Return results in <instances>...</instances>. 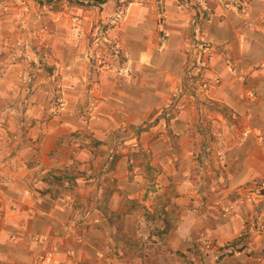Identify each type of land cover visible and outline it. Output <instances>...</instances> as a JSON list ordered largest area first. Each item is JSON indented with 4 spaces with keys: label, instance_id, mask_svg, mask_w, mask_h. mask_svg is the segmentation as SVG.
I'll list each match as a JSON object with an SVG mask.
<instances>
[{
    "label": "crops",
    "instance_id": "0c3cea01",
    "mask_svg": "<svg viewBox=\"0 0 264 264\" xmlns=\"http://www.w3.org/2000/svg\"><path fill=\"white\" fill-rule=\"evenodd\" d=\"M74 1L93 2L54 0V3H59L54 7H63L58 12L57 21L60 22L55 20L56 27L68 32L64 31L65 36H60L53 44V50L58 62L68 67L66 72L62 70L58 73L66 83L67 96L79 100L85 92L89 99L95 101V123L86 125L91 137L87 141L90 144L88 148L96 146L100 151L111 147L116 155L120 146L115 148L116 145L106 143L113 135L110 132H118L120 136L125 130L138 128L139 124L155 119L156 124L141 132L142 138L144 136L147 140L144 144L151 148L150 158L163 162L168 169L162 172L163 175L184 179V170L190 160L189 151L198 146L200 154L208 157L209 146H217L214 142L216 138L208 133L221 135L223 131L230 133L232 130L234 135L242 136L236 138L232 135L227 140L224 147L227 165L222 167L224 172L218 171L215 163L206 169L210 182L224 179L217 198L222 199L223 205L234 203V210L220 216L202 207L204 209L200 213L203 216L201 214L199 218L198 215L197 219L200 220H195L188 217L191 215V200L180 202L181 198H177L176 217L180 220L174 217L175 211L170 209L169 219L171 214L173 217L164 240L168 239V243L173 244L170 248L174 254L186 260L181 264H264V197L241 203V197L250 185L264 179V0L130 2L117 30L122 49L121 61L100 74H90L87 68L83 71L74 68L85 67L88 63L81 56L85 49L84 40H81L83 44L80 49H74L71 44L89 35L97 22L113 13L121 1L97 0L99 4L90 5L87 9L71 4ZM244 2L247 7L242 11L228 5ZM162 15L165 17L163 20ZM64 16L67 18L62 19ZM201 29L206 31L215 49L210 60V89L200 95L206 104L195 108L190 104L188 110L172 121L164 137L162 111L171 106L177 92L183 93L186 87L188 92L192 90L191 85H186V71L197 55L196 51L201 48L197 39ZM63 38L64 41H61ZM56 76L49 75V79ZM85 85H89L87 89H83ZM188 95L186 92L189 98ZM68 118L76 122L74 114ZM98 123L100 128L97 127ZM51 130L38 149L35 148L38 142L34 139L31 141L33 147L24 145V149L30 154L27 157L36 159L38 164L35 166L40 165L44 172L55 174L57 169L52 167L50 157L60 146L61 127L54 124ZM2 143L0 140V147L3 148ZM29 148L35 153L32 154ZM7 150L4 148V151H0V264H35L37 254L45 251L53 255L49 264H99L100 260L93 257L97 234H85L86 241L80 245L75 232L65 230L66 225L79 223L75 220V207L55 195L54 190L48 191V187L28 183L26 179L31 169L15 172L14 166L22 162L24 152L15 153L13 149L11 152L14 154L8 157ZM97 150L82 149L79 153L82 164L76 162L79 169L70 175L74 179L71 188L75 192L79 189L82 196L96 194L95 184L88 190H83L79 184L84 170H90L99 163ZM24 159L27 160L26 157ZM120 159L119 163L123 164L126 158L122 156ZM149 162L147 167L153 170L155 161L151 159ZM9 165L11 167L8 169ZM79 170H83V173H79ZM204 173L201 172L200 176ZM111 177L109 173L103 176ZM97 178L90 177L89 181L94 182ZM226 182L227 187L224 188ZM178 223L182 229L180 235L174 231ZM246 226L250 227L249 232H243ZM197 229L207 234L216 245L210 252L202 247V252H199L198 245H194L196 235L193 233ZM33 235H45L49 240L37 245L31 241Z\"/></svg>",
    "mask_w": 264,
    "mask_h": 264
},
{
    "label": "rangeland",
    "instance_id": "374dc122",
    "mask_svg": "<svg viewBox=\"0 0 264 264\" xmlns=\"http://www.w3.org/2000/svg\"><path fill=\"white\" fill-rule=\"evenodd\" d=\"M120 1L118 8L110 15L100 19L89 35H84L71 44L74 49H80L83 44L81 40H84L85 43V49L81 56L86 59L88 65L74 67L75 69L80 70L81 68L83 71L87 68L90 74H100L110 69L115 62L121 61L122 49L117 30L124 18L127 5L130 2L138 3L140 1ZM78 2L80 3V1H74L71 4L73 3L81 9L99 4L97 0L86 3L89 4L88 6H81ZM56 4L59 3H54V0H0V140L3 141V148L0 147V151L7 148L8 157L14 152H24L25 156L22 157V162L13 164L16 167L15 172L30 168V175H27L26 179L28 183L36 187H48V189L52 187L55 195L62 197L72 207H75V220L83 224L66 225L65 230L67 232L74 231L80 245L86 241L85 234H97L98 237L95 238L97 248L95 247L93 250V257L100 260L99 264L185 263L186 260L183 257L171 251L170 246L172 247L173 244L168 243V239L164 240L170 229V219L173 217L171 214L169 219V211L170 209L172 212L175 211L173 212L174 217L178 215L177 198H181L180 202L191 200L192 204L189 207L191 215L188 217L195 220L198 215L200 218L202 214L200 212L206 207L220 216L234 210V203L223 205L222 199L217 198L219 187H223L221 183L224 179L213 183L210 182L209 174L206 173V169L213 163L219 167L218 171H225L223 168L226 167L227 162L224 147L227 140H230L234 135V131L231 130L228 133L222 130L221 135L208 133L209 136L216 138L214 142L217 143V146H209L208 157L206 154H200L198 146L189 151L190 160L184 170L185 178L181 179L178 176L172 179L169 174H162L168 170L163 162H157L158 158H150L151 148L144 144L147 140L144 139V136L142 138L141 132L151 128L156 122L155 119L145 121L139 124L138 128L130 127L131 130L121 132L120 136L118 132H110L113 135L110 136L111 139L106 140V143L110 142L108 145H116L115 148L120 146L116 155L111 147V149L103 148L99 151L96 146H90L94 151L97 150L96 154L100 157L97 160L99 163H96L95 167L92 166L90 170H84L79 185H82L83 190H88L92 184H95L93 187H95L96 194L82 196L79 194V189L75 192L71 188L72 184L68 182L63 186H50L45 181L48 175L68 174L66 176L71 177L70 175L79 169L76 162L80 163L79 153L82 152L81 150L91 149L87 146L90 145L87 141L91 137L86 125L90 126L95 123L94 110L96 106L95 101L89 99L85 92L84 97H80L79 100L69 98L66 83L62 81L63 76L58 74L62 70L66 72L68 67L64 65L65 63L58 62L53 44L60 39V36L64 37V33L68 31L59 30L56 27V22H60L57 21L58 12L63 10L62 6L54 7ZM67 6L71 5L67 4ZM239 11H242V8ZM61 18L64 19L67 16ZM164 18L162 15L161 19ZM197 39L202 47L196 51L197 55L190 62L186 71V85H191L192 90L189 89L188 92L186 87V91L183 93L177 92L171 106L162 111L161 117L165 121L164 137L168 133L172 121L188 110L190 104H193V108L204 107L206 104L200 95L210 89V79L212 80L210 60L215 54V49L207 38L206 31L201 29ZM61 41H64V38ZM54 74L58 76L49 79V75L53 76ZM88 86L85 85L83 89H87ZM186 92L189 94V98L186 97ZM73 108L74 110H72ZM73 114L77 123L68 118ZM199 123L204 125V122L199 121ZM54 124H57L58 128L61 127L60 146L50 157L52 167L57 169L55 174L44 172L45 169L40 168V165L39 167L35 166L34 164H38L36 159L27 157L30 154L27 153L28 150L24 149V145L32 146L33 139L38 142L35 148H39L40 142L45 139L47 133L52 131ZM78 126L83 129L76 128ZM97 127L100 128V123ZM225 131L228 130L225 129ZM234 137L239 138L240 136L235 134ZM262 141L264 142V135ZM13 149H15L14 152H11ZM29 151L32 154L35 153L32 148H29ZM122 156H125L126 159L123 164H120ZM103 159H106L105 163ZM151 159L155 161L153 170L147 167ZM10 165L8 169L11 167ZM80 172L83 173V170H79ZM201 172H205L203 176H200ZM108 173L112 177L103 178L104 174ZM137 175H140L141 178L140 176L136 177ZM95 176H98L96 181H89L90 177ZM263 180L255 181L250 185L248 192L246 191V194L241 197V203L249 200L257 201L264 197V189L259 186V182ZM226 185L227 182L224 183V188L227 187ZM78 197H81L80 200ZM202 207L204 208L202 209ZM104 210L107 211V214ZM110 217H113V223L110 221ZM176 218L180 220L178 217ZM248 226L244 227L243 232H249L250 227ZM181 230L180 224H175L174 231L179 234ZM193 234L196 235L194 245H198L199 252H202L200 247L208 252L215 248L216 245L212 239L210 240L203 231L200 233V229H197V232ZM40 236L45 237L41 242L39 241ZM203 239L206 240L205 243L202 242ZM48 240L45 235L31 237V241L37 245H43ZM208 245L210 247H207ZM40 255L47 258L44 264H49L53 257L52 253L48 251L38 253L35 264H38L37 258ZM73 264L78 263L73 262Z\"/></svg>",
    "mask_w": 264,
    "mask_h": 264
},
{
    "label": "trees",
    "instance_id": "16d2710c",
    "mask_svg": "<svg viewBox=\"0 0 264 264\" xmlns=\"http://www.w3.org/2000/svg\"><path fill=\"white\" fill-rule=\"evenodd\" d=\"M79 5L81 6H88L89 4H86V3H82V2H78ZM45 181L50 185V186H63L66 182L70 183V184H73L74 182V179L66 176V175H53V174H50L48 175L47 178H45ZM50 189H48V191H52L51 188L52 187H49ZM107 214V211L104 210ZM110 221L113 223V217H110Z\"/></svg>",
    "mask_w": 264,
    "mask_h": 264
},
{
    "label": "built area",
    "instance_id": "2783aa9c",
    "mask_svg": "<svg viewBox=\"0 0 264 264\" xmlns=\"http://www.w3.org/2000/svg\"><path fill=\"white\" fill-rule=\"evenodd\" d=\"M229 6H233V8H235V9H237V10H239L240 8H242V10H244V9H246V7H247V3H242V4H231V3H229L228 4ZM202 47V46H201ZM263 140V139H262ZM259 186L261 187V188H263L264 189V180L263 181H260L259 182ZM45 237H43V236H40L39 237V241L41 242L43 239H44ZM207 247H210V245H208ZM237 254H240V252H237ZM46 256H44V255H40L38 258H37V262H38V264H44V263H46Z\"/></svg>",
    "mask_w": 264,
    "mask_h": 264
}]
</instances>
